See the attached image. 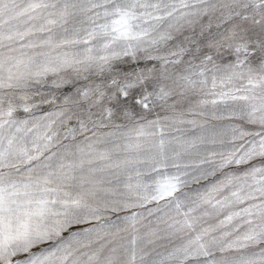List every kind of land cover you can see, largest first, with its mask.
I'll return each mask as SVG.
<instances>
[{
	"label": "snow or ice",
	"instance_id": "1",
	"mask_svg": "<svg viewBox=\"0 0 264 264\" xmlns=\"http://www.w3.org/2000/svg\"><path fill=\"white\" fill-rule=\"evenodd\" d=\"M0 264H264V0H0Z\"/></svg>",
	"mask_w": 264,
	"mask_h": 264
}]
</instances>
